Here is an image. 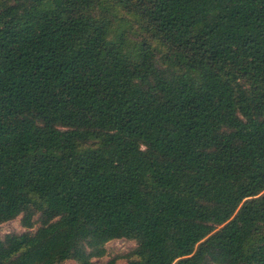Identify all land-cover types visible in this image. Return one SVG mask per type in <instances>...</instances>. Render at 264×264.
<instances>
[{
  "label": "trees",
  "instance_id": "16d2710c",
  "mask_svg": "<svg viewBox=\"0 0 264 264\" xmlns=\"http://www.w3.org/2000/svg\"><path fill=\"white\" fill-rule=\"evenodd\" d=\"M17 219L0 264H264V0H0Z\"/></svg>",
  "mask_w": 264,
  "mask_h": 264
},
{
  "label": "rangeland",
  "instance_id": "374dc122",
  "mask_svg": "<svg viewBox=\"0 0 264 264\" xmlns=\"http://www.w3.org/2000/svg\"><path fill=\"white\" fill-rule=\"evenodd\" d=\"M24 228L20 225V219L0 225V237H3L9 233H23ZM135 246L132 241L117 240L109 242L106 245L107 254L102 259L94 260L95 264H126L125 261L119 259L121 255H124L131 251ZM65 264H76L74 262H66Z\"/></svg>",
  "mask_w": 264,
  "mask_h": 264
}]
</instances>
